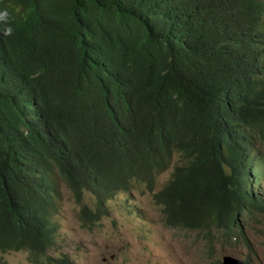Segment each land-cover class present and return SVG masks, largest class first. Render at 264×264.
Returning a JSON list of instances; mask_svg holds the SVG:
<instances>
[{"label": "trees", "instance_id": "16d2710c", "mask_svg": "<svg viewBox=\"0 0 264 264\" xmlns=\"http://www.w3.org/2000/svg\"><path fill=\"white\" fill-rule=\"evenodd\" d=\"M0 3V253L77 264L52 255L61 183L88 230L136 190L210 251L249 244L239 215L264 213V0ZM30 97L41 128L25 137L9 106Z\"/></svg>", "mask_w": 264, "mask_h": 264}, {"label": "rangeland", "instance_id": "374dc122", "mask_svg": "<svg viewBox=\"0 0 264 264\" xmlns=\"http://www.w3.org/2000/svg\"><path fill=\"white\" fill-rule=\"evenodd\" d=\"M264 153V147H260ZM178 162V156L173 164ZM172 169L155 176L156 189L171 177ZM58 178V177H57ZM263 188L264 175L259 185ZM155 189V191H156ZM152 193L133 190L119 192L104 204L107 216L101 225L88 230L78 220V205L69 190L61 183L55 197L58 205L52 220L56 224V246L52 255L66 253L77 264H221L223 256L242 260L245 264H264V213L239 215V222L249 244L240 239L231 243L210 242L198 230L171 229L164 225L161 207L154 203ZM85 202L95 208V200L88 191ZM220 234L217 233V236ZM0 264H34L28 252L0 253Z\"/></svg>", "mask_w": 264, "mask_h": 264}, {"label": "clouds", "instance_id": "9594fccd", "mask_svg": "<svg viewBox=\"0 0 264 264\" xmlns=\"http://www.w3.org/2000/svg\"><path fill=\"white\" fill-rule=\"evenodd\" d=\"M0 21H5L2 16H0ZM16 36L20 42L26 45H35L37 43V41L28 37L25 31H20ZM9 109L16 117L15 129L23 136H29L31 131L34 132L41 128V116L37 110V101L34 97L15 101L9 106Z\"/></svg>", "mask_w": 264, "mask_h": 264}, {"label": "water", "instance_id": "95a60500", "mask_svg": "<svg viewBox=\"0 0 264 264\" xmlns=\"http://www.w3.org/2000/svg\"><path fill=\"white\" fill-rule=\"evenodd\" d=\"M221 264H244V262L231 256H223Z\"/></svg>", "mask_w": 264, "mask_h": 264}]
</instances>
